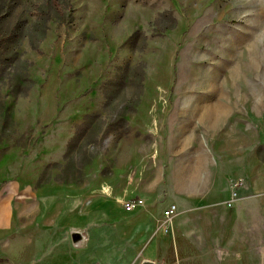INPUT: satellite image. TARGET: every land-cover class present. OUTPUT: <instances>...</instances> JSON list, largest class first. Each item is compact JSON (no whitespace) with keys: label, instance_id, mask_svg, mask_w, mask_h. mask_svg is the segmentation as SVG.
<instances>
[{"label":"rangeland","instance_id":"374dc122","mask_svg":"<svg viewBox=\"0 0 264 264\" xmlns=\"http://www.w3.org/2000/svg\"><path fill=\"white\" fill-rule=\"evenodd\" d=\"M249 158L264 162V0H0L10 260L178 264L166 209L198 192L224 207Z\"/></svg>","mask_w":264,"mask_h":264},{"label":"crops","instance_id":"0c3cea01","mask_svg":"<svg viewBox=\"0 0 264 264\" xmlns=\"http://www.w3.org/2000/svg\"><path fill=\"white\" fill-rule=\"evenodd\" d=\"M250 161L258 166L251 167L249 174V160L241 161L245 174H235L238 177L226 189L224 207L207 202L212 195H182L170 217L173 253L162 251L163 258L178 264H264V162L261 158ZM208 175L212 186L216 175L211 165ZM12 229L10 212L0 210V264H25L10 260ZM152 253H158L156 247Z\"/></svg>","mask_w":264,"mask_h":264},{"label":"built area","instance_id":"2783aa9c","mask_svg":"<svg viewBox=\"0 0 264 264\" xmlns=\"http://www.w3.org/2000/svg\"><path fill=\"white\" fill-rule=\"evenodd\" d=\"M140 202H142V200H140V199H137V200L135 199L134 201L128 200L125 203V207L127 209H132L136 204H138ZM174 211H175V206L174 205H170L165 211L166 217L169 219L174 214Z\"/></svg>","mask_w":264,"mask_h":264},{"label":"water","instance_id":"95a60500","mask_svg":"<svg viewBox=\"0 0 264 264\" xmlns=\"http://www.w3.org/2000/svg\"><path fill=\"white\" fill-rule=\"evenodd\" d=\"M71 238L73 242H78L81 240V235L78 232H73L71 234ZM140 264H154V262L152 260L149 259H143Z\"/></svg>","mask_w":264,"mask_h":264}]
</instances>
